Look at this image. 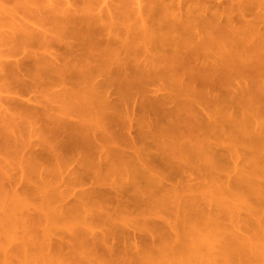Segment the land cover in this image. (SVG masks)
<instances>
[{
	"label": "bare ground",
	"instance_id": "6f19581e",
	"mask_svg": "<svg viewBox=\"0 0 264 264\" xmlns=\"http://www.w3.org/2000/svg\"><path fill=\"white\" fill-rule=\"evenodd\" d=\"M52 1H50V4ZM119 1L120 0H118V2ZM122 1L123 0H121V2ZM128 1L129 0L124 1L123 3H119L125 5L124 3H127ZM136 1L138 2L140 0ZM244 1L245 0H241L239 2V6L241 9L239 16L242 22L239 28L234 27L233 25H231L230 28L222 27L221 25L217 24L214 25L211 22L203 21L201 18L202 16L192 15V13H189L188 11H180L172 14V19L170 20V22H168L169 24L164 29V27L162 26L163 24H160L158 21L153 20V18L151 17L156 13V8L155 6H153L147 9L148 12H145L146 15L150 18L149 23L147 19L145 20L144 18H141L140 24H142L143 27L142 29L138 30L139 34L137 32L135 37L128 38L127 36H124L123 33H121L120 29L117 26L118 21L116 20L119 14L128 10V8L124 9L123 11L121 9H123L124 7L117 5V3V7H113L114 9L100 8L98 9V12H90L89 10L93 9L91 6H89L91 8H89L88 10L82 8H79L77 10V8L73 7L71 4L69 5L72 7H70L69 5L60 6L58 3L60 2V0H57L56 4L55 2H53L55 6L50 5V9L52 8V6H54L51 14L49 11V7H46L48 9L47 15L49 14L48 16L50 17L53 13V19L54 21H56L57 26L52 25L51 20L48 21V18L46 16L45 18L47 19L46 22H50L53 29H56L55 32H53L54 35L57 33L61 35H51L53 34L51 33V31V34L47 33L49 32V28L47 30L44 26H42L41 29H39V27L37 29V27L34 26L36 29L35 30L33 26H31V24H28L27 22L25 25H22L23 29L25 28L24 26H29V28L28 26H26L28 28H26L27 32L22 31L24 33L26 32L25 35L24 33H22L24 36L21 35V37H23L21 38V40L23 41L24 39L25 41V43L24 41L21 42L24 43L23 48H27L28 46L26 45L28 43L29 48L26 49L23 57L17 60L15 59V61L8 62L5 60H0V73L2 72V74L0 75H4L5 77L12 76L19 79V81L21 82V86L23 87L30 85V83L33 82L32 80H36L46 88H53L52 92L55 93V95L61 96L60 98H64L66 96V100L69 103H72L71 108L67 111H62L61 108L63 106L61 107L59 105H56V107L60 110V114L55 113L52 107H44V111L42 112L41 117H39V121L38 119H33L32 121L29 118L38 117V112L33 113V110H30L29 112L28 110H26L28 112H26L28 115V117L26 118H29V123L31 126L39 123L37 126H34V130L38 134V141L46 142L49 147L48 152L52 153V155L50 153V156H54V158L52 157V159L51 157H49V153L47 152L46 156L49 157L47 158L49 163L51 162L50 160H53L54 162L52 161L51 164H55V169L61 172V174H63L65 171H68L67 174L81 173L76 177H71V174L65 175L64 179L66 181L63 180V182H60L58 186L46 182H42L37 186L40 190H43L44 199L46 200L45 207H48V209H50L45 218L49 221L47 225H44L42 229L44 231V234L42 236L43 244H48L49 246L52 244L51 241L53 239L50 235L51 228L49 227L52 224V228L55 225L54 227L58 226L61 228V230L66 229L65 231H70V237L75 240L72 244H75L76 246L65 253L52 252L43 254L42 256V252L40 251H38V255L33 252L29 253L27 246L30 243V236L26 234V236L23 235L21 237L19 233H17V225L15 226V221H13L12 218L11 222L13 223L10 224V227L2 228L4 223H10L8 220H5V222H0V251L3 252L4 255H7L9 258H6V260L4 259L2 264H29L32 260H35L38 257L40 259V256L42 259H40V264H67L70 263L67 259L71 257V253L76 254L79 251V248L84 250V248L86 249V247L90 248L87 255L88 258L92 259L95 257L94 260L96 259V262L98 264L99 261L97 259L98 256L101 255V253L99 252L100 250H98L99 243H97V240L103 241L105 243L108 238V233L106 232L107 234H104L100 231L99 234V232L95 230L94 225L99 223L96 222L97 219L98 221H101L100 224L105 223L102 221H106L108 224L111 223V225H121L126 221L128 222L130 220V215L134 216V212H138L137 208H140L142 205L143 207H147L143 209L146 210L144 211V214L152 210H163L167 206L175 205L172 211L166 210L169 212H167V216L170 214L171 217L176 218L180 214H182V221L180 222V224H182L183 230L182 236L180 238L181 234H177V231L180 227L175 226L177 225V223L175 224L176 221L174 222L173 218L172 220L170 219L171 217L169 219L168 217H166L168 221L170 220V223L173 222L172 225L175 224L174 226H172V228H178L175 232L176 234L174 233V236L176 237L174 239L175 241L171 244H166L159 248L156 251V254H154L153 256H148L147 254L145 256L139 255V257L137 258V264H231L232 260L234 259L240 260L238 262H241L240 264H243V262L244 264H246L250 262L249 259L252 258L250 257L248 259V262H246V257L248 258L249 255H254L253 258L258 257L256 260L252 259L251 262L253 260L254 262L257 261L258 259H260V257V260L264 261V187L262 186L261 189L257 185V181L255 182L253 177L254 175L256 177L259 174H264V171L263 173L259 172V174H256L255 171L249 174L240 172L238 174L240 176L234 179V183L239 186L236 189H233V187L230 185L229 180L218 181L213 177L209 182H203L201 180L200 182L191 185L189 191H185L177 183L171 182L170 184H168L166 181H164V179L169 177L170 180H173L177 177H180L184 171H188L191 173L199 172L204 177L206 174V176H208L209 174L212 175V173H214L213 171L211 172V167L214 166L213 163L210 164L211 167L209 171V169H207L208 166H206L208 162L203 161L206 164L199 167L193 164L192 158L193 156H195L196 152H199L197 154V156H199L202 151L206 149L211 150L212 145H209L211 144L210 140H204L203 142H201L203 138L198 139L197 142L200 143L196 145V139L192 138L191 136L194 137L197 131L194 127L190 126V124L185 121L187 120V116L184 117L185 120H183V118V121H180V124H182V126L186 128L185 129L177 122L179 120L176 119L175 121L171 117L166 118V116L162 114V116H160V120L158 121H161V118L163 119L164 116L166 118V122L171 119L172 124L169 121V128L162 129L161 123L157 121L158 123H160L161 127L158 133L160 137H158V140L154 139V142L152 143H156V145H159L160 149H158L157 147L155 148V150L151 148L152 144L150 140L146 143V141L149 139L148 134L150 133V131H148V129L145 131L144 129H146L147 127L141 128L137 124V128L141 129L139 130V136L144 140L147 137V140L139 146V144L137 145L136 143V140L139 136H136L135 133H133L131 124H126V119L128 117V114H126V117L124 115L126 112H128L126 107H122V109H126V112H124V114L122 113V111L118 112L121 115L116 112L118 116L114 113L115 109H118L122 105L124 106V104H121L122 101L126 100L124 96H126L127 94H131V90L135 88H132L131 85H133V82H135L139 76L143 77L142 74H139L142 71L144 74L146 70L147 73H149L148 75H153L155 79L164 77L165 79L169 78L170 80L171 78L172 81H170V83H172L171 85L174 86L172 88L183 92L184 94L189 96L188 99H191L187 100L188 107L193 105L192 102L194 100V96L196 97L197 95L202 96L205 94L207 96L206 99L208 98L206 101L208 103L209 99L211 100V98L208 97L209 95L206 94L208 93V89H205L207 90L206 92L202 91L204 87H206L205 85L203 86V88L199 87L202 90H199V88L197 89V86H195V88H191V80L189 79L194 80V77L196 79V75L194 76V74H196L198 70H194V68L198 66H194V62H199V64L201 63L202 68H205L201 71L206 70L209 72L210 67L216 70L218 67L220 68V70H226L225 73L222 70L223 73L221 74H224V76L226 75V78L219 75V79L222 77L220 81L222 79H226L225 81L227 82V80L231 79V76L244 78L242 79V81L246 80L245 78L248 79L247 73L250 70V75H252V72H254L256 74L255 77H259L260 79V76L264 75V23L261 25L259 24V22L261 20L264 21V0H256L255 5L256 7H260L259 12L256 14L254 20L248 22H245L247 20L245 18V15L246 11L250 9H247V7H242L244 6ZM63 2L62 5H65L64 3H67ZM141 5L142 4L139 2L138 6L141 7ZM1 6L0 10L2 9ZM138 6L135 5L133 7ZM47 11H45V13ZM40 13H42L40 14L41 16L44 15V12L41 11ZM45 18L43 19L45 20ZM139 19L140 17L137 21H139ZM137 21L136 23H139ZM232 21V16L227 15L226 23L231 24ZM31 27L33 30L30 29ZM137 27L139 26L137 25ZM56 31L58 32L56 33ZM139 38L144 39L143 43L140 45H138L137 41H135H139ZM0 39H3V37L1 36ZM57 42L58 45H63V48L58 49L60 53L57 52ZM31 45H33L34 47L31 48ZM52 49H54V51ZM152 50H161V55L163 56V58H160L162 56L159 57V54H157L156 57ZM162 50H164L165 53ZM141 52L146 53L145 58L139 57V55H143L140 54ZM214 52L216 55L213 54ZM194 54L197 57H195ZM149 56L154 57V59L156 58L163 60V63L159 64L156 61H150ZM206 56H214L215 58L213 59V62L211 61V63H209L207 62V60L204 61L205 58H207ZM202 58L204 59L201 60ZM258 62L260 63L259 65ZM220 63L222 64V66ZM216 64H220L221 67L217 66ZM225 64H229V66L231 65V67H228L227 65L225 66ZM224 66L227 68H225ZM143 68L147 69L144 70ZM198 71V74H200V69ZM246 71L248 72L246 73ZM260 72H262L261 75H259ZM183 73H186V77L184 78L185 80L181 79V76H184ZM209 73L204 75H208L209 79H212L211 82L214 81L212 82L214 84L216 80H213L214 77L211 78L212 74ZM236 77L235 79L232 78L233 80L231 81H236ZM143 78H140L141 83L143 82ZM177 79H180V82ZM225 81H223L224 84H222L221 82L220 84H218L221 85L220 87L225 88H222L224 89V92L227 88H229L225 86L230 85L231 87V85L233 84V82L231 84L229 83L231 81H229L226 85ZM136 83L134 84L136 85ZM138 83V86L140 85L141 87L142 84L139 82V80ZM175 83L177 85H175ZM249 83L250 81H248L247 84L246 80V82L244 81L243 84L238 83L239 85H237V87H233L235 90H233L232 94H230L234 97L232 98V100H225L224 96H222L221 98H213L216 105L218 104L219 106V103H222L224 104L223 106H225V109H229V107L234 109V113L238 114L237 116H240L238 118L239 122L241 117L245 118L247 116L245 119L241 118L242 123L240 122V125L236 124L237 126L232 123V119L231 121L230 118L226 119L227 122H231L232 125H234V127L230 129L231 131H235L236 127H239L238 129L240 130L241 127H243L246 128L244 130H247L246 132L248 133L247 128L249 124L251 123L250 125H252L254 122L255 125L257 123L255 119L256 116H261L264 119V77L262 83L260 82L254 86L253 84L251 85ZM208 84H210V80L208 81ZM213 84L212 86H209L210 88L214 87L213 89H215V84ZM218 85L216 87H218ZM141 89H144L143 86L141 87ZM114 92H118L119 96L115 95L116 93L114 94ZM111 93L116 96V99L117 97H119L122 101L114 102L113 100H111L110 98L114 97H112ZM165 95L166 94H164V97L166 98ZM98 96H101L103 98L99 99L98 102H95L94 98ZM131 96L135 97L133 96V94ZM158 98H160V96ZM142 100L144 99L142 98ZM132 101L133 100L131 99V102ZM158 101V99L155 102L140 101L144 105L142 106L144 108V111L143 108H141L142 110L138 108V111L141 110L146 114L149 112L148 108L150 106L156 105ZM149 104L152 105L148 106ZM161 108H159L160 112ZM220 108L223 107L221 106ZM165 110L167 111V109ZM172 110L173 109L169 111L170 114L169 112H167L169 116L172 114L171 112H174ZM132 111L134 114L135 110ZM29 113L32 114L29 115ZM247 113L249 114V116ZM84 116H88V118L84 119ZM141 117L140 123H143L145 119L143 120V117ZM248 117H250L251 119L253 118L252 122L251 119L248 120ZM138 118H136V121H140V119ZM224 118L228 117L225 116ZM165 120L163 119V121ZM15 124L16 120L12 126V129H14L13 127L15 126ZM148 124L143 125L145 126ZM259 125L262 126V121L261 124L259 123ZM221 129H213L212 127L211 131H213V133L215 134L221 135ZM244 130H242V132H244ZM165 131L168 132L165 133ZM227 131L226 134L230 133L229 135H234V133L232 134V132ZM250 131L252 132V134L254 133V135H248L236 131V135H239V137L236 136V139L238 140L239 138L238 141H242L241 137L249 138L251 142L264 147V132L260 133V135L258 136L259 132H254V130ZM162 134L170 135L171 138L168 141H165V135ZM179 134L181 136L182 134L184 136H187V140H180V143L176 142L174 140V137L176 136L177 138H180ZM65 135L68 139H64ZM7 136L8 135L6 134H0V149H8L6 145L8 144V141L10 139L8 138L7 141ZM98 138H101L103 141L99 142L97 140ZM192 140H194L195 142L193 141L194 143H192ZM125 144H127V147L123 146ZM151 149L153 151H151ZM156 149L161 151L158 152V150ZM69 151H72L70 153L79 154L81 160V163L80 161L79 163L77 162V165H74L72 168L69 167L70 163H68L70 161V158L68 156H65V152ZM65 157H68V159L66 160ZM177 157L180 158V160L185 159L186 163L184 167H182L183 164H181V162H179L180 164H178L179 160L177 161ZM252 157L253 156H251V158ZM11 159L12 158L9 157L8 153H4V156L1 155L0 169L5 170L6 172L9 171L12 165ZM258 160L259 163H254L253 161L252 166L253 164L260 165V158H258ZM259 165L253 166L254 168L252 166L251 167L254 170L256 169L255 167H257L256 170L258 172V170H263L264 166L263 165L261 168V166ZM202 166H206L204 167L206 173L203 168L201 169ZM159 167L163 168L161 169ZM165 169L168 170L166 171ZM160 170L162 173L164 172L163 174H165V177L163 176L164 179L162 178V174H160L161 172H159ZM47 173H49V169ZM102 174H104V177ZM106 174H118L120 178H124V181H121L123 182V185L126 186H122V188L121 186L114 187V189L116 188L115 190L113 188L112 190L108 189L107 191L110 193L109 194L105 192L101 187L94 186L96 183H92L91 186L78 193L75 200L70 204H66V202H61L58 205L54 204L58 201L64 200L68 191L71 190L70 188L72 184L83 183L86 178H90L91 180L93 178L94 181L95 178L93 176L95 175L97 177L95 179L96 181H98V179L99 181H102L103 179L101 178L105 179L109 176H106ZM252 174L253 176H251ZM127 176H129V178H127ZM256 178L258 180V177ZM115 180V183L120 181L118 178ZM121 181L119 182L120 184ZM64 185L65 187L62 188V186ZM205 185L210 188H206ZM196 188H203V190L205 191L204 195L208 194L209 196H211L214 194L215 196L213 195L214 197L211 196L210 198H208V195H205V197L204 195H202L203 199L205 198L204 202L206 201L207 197L208 201H206L205 203H208L210 207L215 203L223 211H227L226 214H230L228 210L234 208V205L232 206L231 204H229V198L232 199L233 203L237 201V206L239 205V207H247L248 213L251 212L253 215L257 216L255 225L252 224V228L255 226L257 227V230L255 231V233H257H254V236H252V234H250L251 236H243L244 234H238L241 229L237 228H241V226L243 227V225L240 226L239 223H241L242 221H237L239 219L236 220V218L235 220L237 221V223L236 221L234 223L233 221L231 222L232 224H235L234 227L229 224L227 225V227L235 228L237 231L234 229V231H230L231 233L228 232L223 224L224 222L222 220V215L221 217H218V215L216 217L208 216L203 213L204 211L202 210V207L198 206L200 204V202L198 201L201 200L203 202L201 198L202 196L199 197L195 196V194H192L193 190ZM46 192H48V194H46ZM104 193H106V196ZM248 198H250L249 200H251V203L253 201V199L251 198H254L255 203L251 204L248 201ZM24 200H20L21 202L19 201V203L22 206H26V208H28L26 198H24ZM108 203H111V205H109ZM129 204L134 206L136 210L128 208ZM208 204L207 206H209ZM213 208L214 207H211V209ZM235 208L239 209L236 207V205ZM248 217L249 216H247V218ZM94 219L96 220V223H94ZM116 219H118L119 223H116ZM19 220L22 225L28 223L24 220ZM250 221L251 222L248 221V224L251 225L253 220ZM80 223L83 227L85 224V227L81 228L82 226L80 225ZM158 225L159 227H164V224L162 223ZM119 227L120 226H118V229L121 228ZM215 228H217V232L213 233L214 230H216ZM109 229L112 230V227H110ZM109 229L105 230L108 231ZM108 232H110V230ZM179 232H181V230ZM89 234L91 235L89 236ZM88 236L91 238L90 242H86L84 240V238H89ZM165 237L166 235H161L162 239H164ZM234 239H237L235 245L231 243ZM262 240L263 243L260 242ZM37 243L38 245L42 246L40 244V240H38ZM96 246L97 250L95 249ZM106 247L104 248H106V250L110 253L114 252V249H112L111 246ZM206 249L207 253H205ZM17 250L18 252L22 253V257L19 260L15 261L16 259L14 257ZM104 250L102 249L101 251L103 252ZM243 254H245L246 256H244ZM216 255H218L219 259ZM213 256L214 261L215 259H218V262L215 261V263L214 261H212L213 259L211 261L209 260ZM244 259L246 260L244 261Z\"/></svg>",
	"mask_w": 264,
	"mask_h": 264
},
{
	"label": "rangeland",
	"instance_id": "374dc122",
	"mask_svg": "<svg viewBox=\"0 0 264 264\" xmlns=\"http://www.w3.org/2000/svg\"><path fill=\"white\" fill-rule=\"evenodd\" d=\"M50 1H52V0H0V6L2 5L1 7L3 9V10L2 9L0 10V37L1 36L3 37V39H0V60H5V61L10 62V61H15V59L17 60V59L24 56L26 49L29 48V43L26 45V46H28L27 48H23V44L25 43L24 39H23L24 43H21V42H23L21 40V38H23V37H21V35H23L22 33H24L22 31H26V28H27L26 26H28V25L24 26L25 27L24 28L25 30H24L22 25L23 24L25 25L26 22L28 24H31V26H33L34 29H35V27H37V29H38V27H39V29H41V27L44 26L47 30L49 28V32H47V33H50V31H51V33L55 32L56 29H53L52 25L55 26L56 21H54V19H53L54 18L53 13L51 15L53 20L51 19V16L50 17L48 16L49 14L47 15V13H48L47 8L49 7V9H50V7H51L50 5H54L53 2H55V4H56L57 0H53L51 2V4H50ZM61 1L62 2L64 1L67 3L63 2L65 5H62ZM124 1H127V0H123L122 2L120 0L119 2L123 3ZM135 1L129 0L127 3H124L125 5L120 4L118 2V0H60V2H58V3L60 6H68L69 4H71L73 7L77 8V10L79 8L88 10L89 8L92 7L94 10L93 9L89 10L90 12L91 11H95V12L97 11L98 12V9H100V8L114 9L117 7V5L124 7L123 9H121L123 11H124V9L128 8V10L120 13L118 18L116 19L118 21L117 26L120 29L121 33H123V35L127 36L128 38L135 37L137 32L139 34L138 30L142 29V27H143L142 24H140L141 18L142 19L144 18L145 20L147 19V21L149 23L150 18L146 15L145 12L147 11L148 8L153 7V6H155V8H156V13L154 14L155 17L154 16H151V17L153 18V20L158 21L160 24H163L162 26L164 27V29L169 24L168 22H170V20L172 19L171 18L172 14H174L176 12H180V11H182V12L188 11L189 13H192V15L202 16L201 18L203 21L211 22L214 25H216V24L221 25L222 27L230 28L231 25H233L234 27L239 28L241 26V23H242L240 16H239V13L241 11L240 6H239V2L241 0H140L138 2L137 1L135 2ZM139 2L143 6L142 5H141V7L138 6ZM255 3H256V0H245L243 2L244 6H242V7L243 8L247 7V9H250V10L246 11L245 18L247 20L245 22L254 20L256 14L259 12L260 7H256ZM135 5L138 7H133ZM4 6L7 8V11H6V8ZM54 6H52V8L49 10L50 14H51ZM72 6H70V7H72ZM89 6H91V7H89ZM114 6H116V7H114ZM139 7H140L141 11L139 10ZM133 8H135L136 11ZM137 8H138V11H137ZM41 11L44 12L43 13L44 17L40 15V14H42V13H40ZM45 11H47V12L45 13ZM154 12H155V10H154ZM137 13H138V15H137ZM227 15L232 16L233 21L231 22V24L226 23ZM45 16L48 18V21L51 20L52 25L50 22H49L50 24L48 22H46L47 19L45 18ZM42 17L45 18V20ZM139 17H140V19H139V21H137ZM40 19H43V20H40ZM136 21L139 23H136ZM147 21H146V23H147ZM151 22H152V19H151ZM263 23H264L263 20H261L259 22V24H261V25ZM137 25L139 27H137ZM28 28H29V26H28ZM30 29L33 30L32 27ZM46 29H44V30H46ZM235 30H236V28H235ZM58 31H59V29H58ZM58 31H56V33ZM25 33H24V35H25ZM57 34H55V35H57ZM51 35H54V33ZM59 35H61V34H58L57 36H59ZM139 39H140L139 41L135 40V41H137L138 45L142 44L143 40H144L142 38H139ZM56 45H58V42L56 43ZM54 46H52V47H54ZM33 47L34 46L31 45V48H33ZM56 47L58 50V49L63 48V45L59 44ZM52 50L54 51V49H52ZM152 51L156 55V57H157V54H159V57L162 56L161 50H158V51L152 50ZM162 51L164 52V50H162ZM57 52L60 53L59 50ZM61 52H62V50H61ZM163 52H162V54H163ZM140 54H143V55H139L140 58L146 57L145 52L144 53L141 52ZM213 54H215V52ZM194 56L197 57L195 54H194ZM214 56H206L207 58L204 57L205 58L204 61L207 60V62L211 63V61L213 62V59L215 58ZM160 58H163V56ZM204 58H202L201 60H203ZM153 59H154V57L149 56L150 61L151 60L156 61L159 64L163 63V60L156 59V58L154 60ZM255 62H257V61H255ZM220 64H216V65L220 66ZM254 64H256V63H254ZM259 64L260 63L258 62V65ZM196 65H198V66H196ZM226 65L227 64H225V66ZM194 66H196L194 68V70L200 69V74H198L199 71L197 70L196 74H194V76L196 75V79H195V77H194V80L189 79V80H191L190 81L191 82L190 85H192L191 88H195V86H197L196 87L197 89L199 87L203 88V86L205 85L206 87H204L203 90L201 88H199V90L201 89L202 91L206 92L207 90H205V89H208V93H206V94H208L209 95L208 97L211 98V100L209 99V103L206 102L208 98L206 99L207 96L205 94L202 96L197 95L196 97L194 96V100L192 102L193 105L188 107L187 106V103H188L187 100H191V99H188L189 96L184 94L183 92L172 88L174 86H172L171 85L172 83H170V81H172L171 78H170V80H169V78L165 79L164 77H161L163 79H161L160 77H159L160 79H155L153 75H148L149 73H147V70H146L147 68H143L146 71L144 72V74L142 71L139 75L142 74L144 78L142 76L141 77L139 76L138 77L139 79L137 78L136 81L133 82V85H131V86H132V88L135 87L134 89H132L134 91L131 90V94H127L126 96H124V98L126 100L122 101L119 97H117V99H116L115 95L119 96L118 92H114V94L116 93L115 95H113L111 93L112 97L114 96L113 98H110L111 100H113L114 102L115 101L116 102L122 101L121 104H124V106L122 105L118 109H115L114 113L116 114V112L118 113V112L122 111V113L124 114V112H126V109H127L128 112H126L124 114L125 117H126V114H128L127 115L128 117L126 119L127 120L126 124L132 125L133 133H135L136 136H139V132H140L139 130H141V129L137 128V124L141 128L147 127L144 130L146 131L148 129V131H150V133L148 134L149 139L147 140V137H146L144 140L139 136L136 140V143H137V145L139 144V146H140V144L144 143V141L147 140L146 141V143H147L150 140V142L152 144L151 148H153L154 150L156 147L158 149H160L159 145H156V143L155 144L152 143V142H154L153 141L154 139L158 140V137H160L158 134L159 130L161 129L160 123L162 125V129H166V128H169L168 123L171 122V124H172V120L169 118L170 120L169 119L168 120L170 122L169 121L166 122V120H165L166 118L171 117L175 121L177 119V120H179L177 122L180 124V121L185 120L184 117L187 116L186 119L187 120L189 119V120L188 121L185 120V121L188 124H190V126L194 127L197 131L196 135L194 134L196 136V138H195V136L194 137L191 136V137L196 139L195 140L196 142L198 139H201V138H203L201 140V142H203L204 140H210L211 144H209V145H212V148L210 146L211 150L206 149V150L202 151V153H200L199 156H197V154L199 152H196V153L194 152L195 156L192 157L193 158V164L195 166L200 167L201 165L206 164L203 161L208 162L207 164H209V165L206 164V166H208L207 169H209V171H210V167H211L210 164L213 163L215 167L214 166L211 167V169H212L211 172L213 171L214 173H212V175L209 174L208 176H206L207 175L206 174L204 177L199 172L191 173L188 171H184L180 177H177L173 180H170L169 177L164 179L163 176L165 174H163L164 172L162 173L160 170L159 172H161L160 174H162V178L164 179V181H166L168 184H170L171 182L177 183L185 191H189V188L191 185L196 184L197 182H200L201 180L203 182H209L214 177L218 181L219 180L220 181L221 180L222 181H225V180L228 181L229 180L230 185L233 187V189H236L239 186H237L234 183V179H236L240 176V175H238L240 172H245V174L253 173L254 171L256 174L257 173L259 174V172L263 173V171H264V166H263L264 165V147L260 146L258 144H255L254 142H251V140L249 138L241 137V135H240V137H241L242 141H238L239 138L237 140L236 136L239 137V135H236V133H237L236 131L241 133L242 130H244L246 128L241 127V130H240V129H238L239 127H236L235 131L234 130L231 131L230 129L234 127V125H232V123H234L235 125L236 124L240 125V122L242 123L241 118H243V117L240 118V122H239L238 118L240 116H237L238 114L234 113V111H233L234 109H232L231 107H229V109H227V108L225 109V106H223L224 104H222V103H219L220 104L219 106H218V104L216 105V103H214L213 98H216V97L221 98L222 96H224L225 100H230V99L232 100V98H234V97L230 94H232L233 90H235L234 89L235 86L237 87V85H239L241 83L243 84L244 81L246 82V80H247V84H248V81H250L249 84H251V85L253 84V86L257 85L260 82L262 83L264 75L262 74L263 76H260L261 77L260 79H259V77L256 78L255 77L256 74L254 72H252V75L249 74V72L251 71L250 70L249 72L246 71V73L248 72L247 77L249 80L247 78H245L246 80L242 81V79H244V78H241V77L237 78L236 76H235L237 78L236 81L235 80L231 81V80L235 79L234 76H231L230 77L231 79L227 80V82L225 81L226 79H224V80L222 79L223 81L226 82V85L228 84L229 81H231V82H229L231 84L233 82L231 87H230V85L225 86V87H229V88H227L228 90L226 89V91L224 92L225 88L220 87L221 85H218V84H220V82L222 84H224V82L222 80L220 81V79L222 77L220 79L218 77L220 75V76H223L226 78V75L225 76H224V74L221 75L223 72L225 73L226 70H224V69L220 70V68L218 67L219 70L217 68V70H218L217 71L216 69H213L212 67H210V70H211V72H210V70L208 69L209 72L212 74V76L210 75L211 78L214 77L213 80H216L214 83L215 85H214L212 83L214 81L211 82L212 79H209L208 75H204V74H207L209 72L206 70L201 71V70L205 69V68H202L201 63L199 64V62H194ZM221 66H222V64H221ZM227 66L231 67V65L229 66V64ZM203 67H205V66H203ZM225 68H227V67H225ZM186 69H188V68H186ZM222 70H223V72H222ZM261 73L262 72H260L259 75H261ZM0 74H2V72ZM183 74H184V76L182 75L181 79H184L186 77V73H183ZM249 75H250V77H249ZM2 76H4V75H2ZM2 76L0 75V134L2 133V134L8 135L6 137L7 141H8V138L10 140L8 141L7 145L4 143L8 149H6V148L0 149V151H1L0 156L1 155L4 156V153L5 154L8 153L9 157L12 158L11 159L12 165H11L9 171L6 172L5 170L0 169V222H5V220H8L10 222V223H8V222L4 223L2 228L10 227V224L13 223V222H11V219L13 218V221H15V226L17 225L16 226L17 227V233H19V235L21 237L23 235L26 236V234H28L30 236V240H29L30 243L27 246L29 253L33 252V253L38 255V251H40V252H42V254H41V256H42L43 254L52 253V252H58V253L68 252L74 246H76L75 244H72L75 240H73L70 237V234H69L70 231H68V230L65 231L66 229L61 230V228L58 226H56L57 228L54 227L55 225L52 228L51 227L52 224L49 226L50 223L48 224V226L51 228L50 229V231H51L50 235L53 239L51 241L52 244L50 246L48 244H43V237L42 236L44 234V231L42 229H43L44 225H47V223L49 221V220H46L45 218H46V214H48L50 209H48V207H45L46 200L44 199L43 190H40L39 187H37V186L40 185L42 182H46V183H50L52 185L58 186V184L60 182H63V180L66 181L64 179L65 175L71 174V177H74V176L76 177V176H79L81 173L67 174L68 171H65L63 174H61V172H59L55 169L56 165L54 164L55 165L54 166L51 164V162L53 160H50L51 162L49 163L47 158H49V157L54 158V156H50L51 152H48L49 147H48V144L46 142L38 141V134L34 130V126H37L39 123L35 122L36 124L31 126L29 123V118L32 121H33V119L34 120L38 119V121H39L40 120L39 117H41L42 112L44 111L43 110L44 107H52L53 111L55 113L60 114V110L56 107V105H59L61 107L63 106L61 108L62 111H67L71 108L72 103H69L66 100V98H65L66 96L64 98H60L61 96L55 95V93L52 92L53 88H51V89L46 88L40 82H37L36 80H32L33 82L30 83V85L23 87V86H21V82L19 81V79L12 77V76H10V77H7V76L2 77ZM140 78H143L142 83L140 81ZM186 79H188V78H186ZM138 80L142 84V86L144 88L143 90L141 89L142 86L141 87H140V85L138 86V84H139ZM205 80H206V82H205ZM209 80H210V84L212 83L215 86V89H213L214 87L210 88V86H212V84L211 85L208 84ZM217 81H218V83H217ZM174 82H173V84H174ZM190 82H188V83H190ZM194 82L196 85L194 84ZM201 82H202V84H201ZM134 83H136V85ZM206 83L208 84V86L209 85L210 86L208 87ZM216 83H217L218 87H216L217 86ZM175 85H177V84L175 83ZM219 87H220V89H219ZM222 88H224V89H222ZM229 90H230V92H229ZM179 92H181V93H179ZM132 94L135 97H132L131 96ZM164 94H166L165 95L166 98L164 97ZM159 96H160V98H158ZM101 98H103V97L98 96V97L94 98V100H95V102H98L99 99H101ZM142 98L144 100H142ZM191 98H193V97H191ZM220 98H218V99H220ZM81 99H83V98H81ZM131 99L133 100L132 102H131ZM157 99L159 101L156 103V105H153V106H150L152 104L148 105L150 107L148 108L149 112H148V110H147V112L150 114H148V113L145 114L144 112L141 111L142 110L141 108H143L142 106H144V105L140 101H153V102H155ZM180 100L182 103L180 102ZM126 103L128 104V106ZM162 103H163V105H162ZM221 106L223 108H220ZM122 107H126V109L125 108L122 109ZM146 107H147V105H146ZM161 107H163L164 110ZM138 108L141 109L140 110L141 113H140V111H138ZM159 108H161V112H160ZM165 109H167V111ZM171 109H173L172 111H174V112H171L172 114L169 116L167 112H169ZM26 110H28V112L30 110H33V113L38 112V117L26 118V117H28V115H27L28 112ZM132 110H135L134 114H133ZM145 110H146V108H145ZM143 111H144V108H143ZM142 113L145 114V117H144V114H142ZM31 114L32 113H29V115H31ZM118 114H120V113H118ZM147 114H148V118H147ZM162 114H164V116H166V118L163 116V119L165 121H163L162 118H161V121H158V120H160V116H162ZM169 114H170V112H169ZM140 115L143 117V120L145 119V121L143 123H140L141 122V119H140L141 116ZM179 116H180V118H179ZM225 116H227L228 118H224ZM248 116H249V114H248ZM84 117H85L84 119L88 118V116H84ZM136 118L140 119V121L137 120V121H139V122H137ZM229 118H230V121L232 119V123L226 121V119H229ZM245 118H243V119H245ZM9 119H11V120H9ZM129 119H130V122H129ZM249 119H251V118L248 117V120ZM252 119H251V122H252ZM255 119L257 121V123L255 122L256 123L255 125H254V122L252 125H250L251 123L249 122L250 124L247 128L248 133L246 132L247 130H244V132H242V133L248 134V135H250V134L254 135V133L252 134V132L250 131V130H252V131L254 130V132L255 131L259 132L258 133V136H259L260 133L264 132V127H263L264 126L263 125L264 119H263V117L256 116ZM15 120H16V124L13 127L14 129H12V126H13ZM150 121H151V123H150ZM157 121L160 123H158ZM261 121H262V126L259 125V123L261 124ZM143 124H148V125L144 126ZM141 125H143V126H141ZM180 125L182 126V124H180ZM180 125H179V127H180ZM183 125H184V123H183ZM241 126H242V124H241ZM182 127H184V126H182ZM212 127H213V129L219 128V130L222 127L223 130L221 129V132H222L221 135L213 133V131H211ZM195 129H193V130H195ZM227 130L229 132H232V134L234 133V135H229L230 133L226 134ZM166 132H168V131H165V133ZM180 134H179L180 138H177L176 136L174 137V140L178 143L181 142L180 140H185V139L187 140V138H188L187 136H184L183 134L181 136ZM263 134H262V136H263ZM162 135H165V134H162ZM231 136H234V137H231ZM64 137H65L64 139H68L66 135ZM170 138H171L170 135L164 136L165 141H168ZM233 138H235L236 140ZM97 140L99 142L103 141L101 138L100 139L98 138ZM172 140H173V138H172ZM245 140H248V141H245ZM193 141L194 140H192V143L195 142V141L194 142ZM199 143L200 142H197L196 145H198ZM123 146L127 147V144H125ZM158 149H156V150H158ZM232 150H234V151H232ZM255 150H257V151H255ZM151 151H153V150L151 149ZM159 151H161V150H158V152ZM252 151H254V152H252ZM47 152L49 153V157L46 156ZM70 152H72V151L65 152V156H68L70 158V161L68 163H70L69 167L72 168L74 165H77V162L79 163V161H80V163H81V160H80L79 154L70 153ZM51 155H52V153H51ZM251 156H253V157L251 158ZM68 157H65L66 160L68 159ZM258 158H260V161H261L260 165L259 164L258 165L261 166V168L263 166V170H258V172H257V170H256L257 167H255L256 168L255 170L252 169V167L258 166V165L253 164V166H252V162L254 161V163H259ZM176 159H177V161L179 160L178 164H180L179 162H181V164H183L182 167H184V165L186 163L185 159L180 160V158H178V157ZM250 159H253V160H250ZM206 166H204V167H206ZM204 167L202 166L201 169L203 168V170H204ZM45 168H47V169H45ZM159 168H161V167H159ZM258 168H260V167H258ZM48 169H49V173H47ZM51 169H52V171H51ZM165 170L167 171L168 169H165ZM205 173H206V171H205ZM102 175L104 177V174H102ZM108 175L106 174V176H108L107 178H105L106 180L104 178L100 177L103 180L99 181V179H98V181H96L95 179L97 177L95 175V176H93L95 178L94 181H93V178H92V180L90 178H86L83 183L72 184L71 188H70L71 190L68 191L64 200L58 201L56 203L53 202V203L57 204V205L60 204L61 202H63V203L66 202V204H70L71 202H73L75 200L78 193H80L84 189L91 186L92 183H96L94 186L101 187L107 193H109L107 191L108 189L112 190V188L114 189V187L121 186V188H122V186H126V185H123V182H122V181H124V178H120L118 176V174H108ZM251 176H253V174ZM253 177H254L255 182L257 181L256 183L260 188L262 186L264 187V174L257 175L256 177H258V180L255 177V175ZM117 178L120 181L122 180L121 184L119 183L120 182L119 180H118L119 182H117V183L114 182V181H116L115 179H117ZM127 178H129V176H127ZM69 182H70V180H69ZM63 187H65V185L62 186V188ZM205 187L207 188L208 186L205 185ZM208 188H210V187H208ZM206 190H208V189H206ZM130 192H131V190H130ZM204 192L205 191L203 190V188L202 189L196 188L193 190L192 194H195V196L201 197L202 195H204ZM207 193H209V192H207ZM46 194H48V192H46ZM104 194L106 196V193H104ZM205 195L207 196L208 194H205ZM205 195H204V197H205ZM213 195H211V196H213ZM211 196L208 195V198H210ZM24 198H26L28 208H26V206H22L19 203V201L22 199L24 200ZM201 198H202L203 202L201 200L198 201L201 204V205L199 204L198 206L202 207V210L204 211L203 213L208 215V216H216V217H217V215H218V217H221V215H222V217H223L222 220L224 222L223 224L226 227V230L228 232H230V231L232 232L235 229V228H232V227H234L235 224H232L231 222L233 221V223H234L237 219H239L237 221L241 220L242 222L241 221L240 222L242 224L239 222L238 223L240 226L243 225V227L241 226V228H239L238 226H236V227H238L237 229H241L240 232H238V234H240V235L244 234L243 236L252 234V236H254V233L257 230L256 229L257 227L255 226L252 228V224L255 225V220L257 219V216L253 215L251 212L248 213L247 207H244V206L239 207V205L237 206V204H236V203H238L236 200H235L236 202L233 203L232 199L229 198L228 199L229 204H231L232 206L234 205V208L231 207L232 209L228 210V212L231 214L230 215L228 213L226 214L227 211H223L215 203L211 205V207H214L213 209H211L210 205L208 203H205L206 201H208L207 197H206L205 202H204L205 198L203 199V196ZM249 199L250 198H248V201L251 203V200H249ZM251 199H253L252 203H255V199L254 198H251ZM108 204L111 205V203H108ZM207 204L209 206H207ZM235 205L239 209H236ZM174 206H167L166 208L164 207L165 209H163V210H161V209L157 210V211L152 210V211L146 212V214H144V211H146V210H143V209L146 206L143 207V205H142L141 206L142 208L141 207L137 208L138 212H136V211L134 212V214H133L134 216L130 215V218H129L130 220L127 219V220H129L128 222L126 221L127 223L125 222V223H122L121 225L117 224L118 226L121 227V228L119 227L120 229H118V226L115 224H113L114 225L113 226V225H111V223L108 224L106 221H102V222H105L107 224H105V223L100 224L101 221H98V219L96 221L94 219L93 220L94 223L99 222L98 224H95V225L93 223V225L95 226V230H97V232H99V234H100V231H101V233L103 232L104 234L108 233V238H107V241L105 243L103 241L97 240V243H99L98 250H100L99 252L101 253V255L98 256V259H97L99 261L98 264H137V258L139 257V255L145 256L147 254L148 256H153L154 254H156V251L159 248H161L162 246H164L166 244H171L172 242L175 241L174 239L176 237L174 235L176 234L175 232L177 231L178 228H174V227L172 228V226H174L176 223H177V225H175V226L180 227L179 229L181 230V232H179L180 230L178 229L177 234L178 235L181 234L180 235V238H181L182 230H183L182 224H180V222L182 221L181 220L182 214H180L176 218L171 217L170 214L167 216V212L172 211ZM133 207L134 206H132L130 204L128 205V208L135 209V207L134 208ZM164 210L165 211L168 210V211L165 212ZM235 211H238V212H235ZM145 216H146V218H145ZM247 216H249V217L247 218ZM138 217H139V219H138ZM166 217H168V219L170 217H171L170 219L173 218L174 220L173 219L172 220L174 222L176 221L175 224L172 225L173 222L170 223V220L168 221V219H166ZM141 218H144V219H141ZM235 218H236V220H235ZM19 219L24 220L25 222H28L25 224L26 226L22 225ZM247 219L249 222H251L250 220H253L251 225L248 224ZM1 220H3V221H1ZM116 220H117L116 223H119L118 219H116ZM237 221H236V223H237ZM160 223L164 224V227L163 226L159 227L158 224H160ZM228 224L231 225L232 227L230 226L231 228H228L227 227ZM80 225L82 226L81 223H80ZM23 227H25V228H23ZM84 227H85V224H84ZM84 227L82 226L81 228H84ZM110 227H112V230L109 229ZM113 227H115V228H113ZM62 229H63V227H62ZM105 229H109L110 232H108L109 230L106 231ZM215 229L216 230L213 229L214 230L213 233L217 232V228H215ZM165 232H167V233H165ZM233 234H234V232H233ZM90 235L91 234H89V236ZM161 235H166V237L164 239H162ZM36 237H39V238H36ZM87 239L84 238V240L86 242L91 241L90 237ZM38 240H40V244L42 246L38 245V243H37ZM236 240L237 239H234L231 243L233 245H235ZM260 242L263 243V240ZM92 246H94V245H92ZM106 246H111V248L114 249V252L110 253L109 251H107ZM104 247H106V248H104ZM96 248H97V246L95 247V249ZM89 249L90 248H87V247H86V249L84 248V250L79 248V251L76 254L71 253L72 254L71 257L67 259L70 263H67V264H97L96 259L94 260L95 257L92 259L88 258L87 255H88ZM102 249L103 250L105 249V250L102 252L101 251ZM205 253H207V249L205 250ZM21 254L22 253L18 252V250H17L15 257H14L16 259L15 261L19 260L22 257ZM245 254H243V255L246 256ZM41 256H40V259H41ZM216 256L218 257V255H216ZM253 256L249 255L248 258L246 257L247 260L244 259V261L246 260V262H248V259L250 257H252V258L249 259L250 262H248V263L245 262V263L246 264H250V263L251 264H253V263L254 264H264V261L260 260L261 257H260V259H258L255 262L253 260L252 261L253 263H252L251 262L252 259L256 260L258 258V257L253 258ZM6 258H8V256L4 255V253L0 251V264H2L3 260L4 259L6 260ZM40 259L38 257L37 259L32 260L29 264H40L41 263ZM218 259H219V257H218ZM218 259H215V261L218 262L217 261ZM262 259H263V256H262ZM209 260L214 261V256ZM109 261H111V262H109ZM239 261L240 260L234 259V260H232L231 264H240L241 262L238 263ZM243 264H244V262H243Z\"/></svg>",
	"mask_w": 264,
	"mask_h": 264
}]
</instances>
